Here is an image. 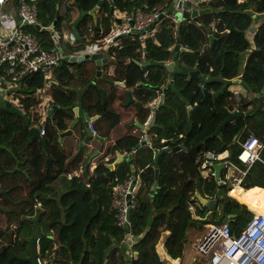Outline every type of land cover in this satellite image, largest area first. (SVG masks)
<instances>
[{
	"label": "trees",
	"instance_id": "1",
	"mask_svg": "<svg viewBox=\"0 0 264 264\" xmlns=\"http://www.w3.org/2000/svg\"><path fill=\"white\" fill-rule=\"evenodd\" d=\"M61 1L63 0H34L30 4L38 5L39 22L48 26L55 21L56 7ZM74 1L81 10L91 11L100 0ZM235 1L237 0H214L215 11L207 14L210 17L208 21L202 16L201 24L190 19L178 26L172 20H163L162 31L157 35L158 43L147 40L146 45L150 51L147 50L149 54L146 56L153 63L166 60L171 55L170 47L177 42L179 37L181 45L186 49L182 56H185L186 60L189 58L187 62L189 66L197 64L200 76H202L199 80L203 83L207 82L206 87L213 90L215 94L210 97L211 100H204L198 83L187 81V73L183 70L178 72L175 76L176 90L184 99L197 104L186 116L188 124L183 132V138L168 140L164 143L157 142L158 145H155V148L161 149L158 157L160 171L157 181L155 148L138 147L137 149L135 164L137 171L141 173V183L136 194V205L130 211V220L132 233L138 239L134 250L139 252V257L138 259L133 258L132 264H166L157 252V244L165 231H170L169 253L174 258H183L187 241L186 232L191 224L200 223L203 226L209 223L208 221L222 224L226 222L227 215L233 214L234 216L228 219L227 223L232 234L238 235L254 216V213L240 202L247 204L256 212L259 209L264 211V183L259 182L256 176L252 178L249 173L240 186L227 187L229 194L239 201L241 195L239 202L229 196L218 185L215 178L206 179L201 175V162L198 160L202 150L220 153L232 149L229 159L237 162L241 141H244L250 134L258 137L264 136V96H260L258 101L255 98L243 96L238 103V108L244 115L235 117L224 126L221 136L214 135L217 127L227 118L228 111L236 105L234 104V92L229 90L225 84L228 80L241 75V55L249 48L243 32L251 22L250 15L246 16L247 13L244 11L246 5H235ZM255 2L259 10L264 11V0ZM144 3L149 5L148 8L141 6L145 11H152L155 6L165 3L171 6V0H143L142 4ZM114 5L117 9L127 10V12H131L133 8L132 0H114ZM107 7L109 12L105 20L111 17L109 5ZM69 17V14L66 17H59L57 31H64L66 26L64 20H69ZM214 20L217 21L216 31L213 32L215 40L210 43L209 26ZM28 29L37 36L45 48L53 47L54 42L46 37L47 33L39 31L36 26ZM110 32L109 27L97 35L96 39L103 38ZM140 34L127 36L119 50L124 58L138 59V54L134 51L140 49ZM256 43L257 49L249 56L241 76L249 87H252V84L264 74V25L257 35ZM135 65L137 66L136 63ZM57 67L60 68L61 83L66 84L71 72L69 68L66 70L67 63H61ZM150 68L154 72L155 68L161 69L162 66L153 64ZM143 73L140 72V75L134 77L133 85L139 80L144 81ZM149 76L151 84L162 83L165 78L161 74L156 76L155 80H153L152 73ZM204 77H207L206 81ZM45 83L43 73H30L20 82V91L33 94L43 88ZM169 90L173 91L171 88ZM219 91L223 93L217 95ZM61 92L63 99L58 100L55 94V103L61 107L69 105L72 97L67 91L61 90ZM251 92L256 93V90L251 89ZM175 93L172 92V94ZM38 102L33 98H24L22 100L23 110L31 115L32 107ZM172 104L173 102H168L166 106ZM176 107L179 112H182L185 107L184 101L178 103ZM61 110L59 108L57 113L55 112L54 121L60 128H66L67 123H64L62 118L61 121L59 120L58 115ZM169 116L173 118L176 115L169 114ZM5 118L12 117L6 113ZM8 122L9 125L3 123L0 126V143L5 149H7L3 144L6 141L5 135L11 130L17 132L19 120L14 119ZM32 123L41 125V116L34 115ZM167 124L159 116L155 125L150 127L151 132L161 137L167 131L175 129L174 125ZM140 139L141 136L128 139L129 149L137 148ZM180 145H184L185 149L173 151ZM36 153L35 151L21 155L30 161L26 167L22 168L24 171L20 170L28 176L25 177L27 186L21 185L20 188L29 187L30 193L24 200L18 201L20 205L23 203L20 208L9 210L26 209L27 217L9 215L7 226L6 220L0 217V234L2 235L4 231L8 232L6 239L0 241V264H30L23 258L30 255V242L36 238L34 220L38 217L43 233L40 239V257L45 262L44 264H126L128 246L124 241L127 231L117 222L116 209L113 206V192L119 182L133 175L131 164L128 161L122 162L117 170H111L107 166L105 155L99 159L94 171H83L78 175H71L65 164V155H61L64 165L59 163L58 167L49 170L46 160L43 162L42 159H37ZM42 162L44 172L38 174V171L42 169ZM19 169L18 165L13 168L12 175H16L11 179L14 182L20 178L18 175L20 172L17 173ZM9 171L7 167L2 168L0 178L2 179ZM57 179L62 182L63 190L54 186L60 182ZM9 185L11 193L17 192L18 186L12 182L7 186ZM196 193L217 203L221 212L213 211L209 220L203 219L209 209L201 204ZM8 197L12 200V196ZM191 206H195V209L192 210ZM13 221H17L19 225L8 231ZM182 261L183 264L186 261L191 264L190 259L186 260L185 257Z\"/></svg>",
	"mask_w": 264,
	"mask_h": 264
},
{
	"label": "crops",
	"instance_id": "2",
	"mask_svg": "<svg viewBox=\"0 0 264 264\" xmlns=\"http://www.w3.org/2000/svg\"><path fill=\"white\" fill-rule=\"evenodd\" d=\"M33 1L34 0H6L5 4L1 6V10H3L5 13L13 15L14 18L18 19L20 4L23 2L33 3ZM110 1L111 0H103L99 10H97L95 13H91L92 10H81L77 4H75L74 0H63L57 4L56 18L55 21H53L50 25L45 26L42 22H39L38 19L41 28L51 27V29L55 32V36H58L59 43L54 39L51 31L42 30L41 28L37 27L36 28L41 32L47 33L46 37L53 40L54 45L52 48L61 49L66 55L74 54L77 56H82L88 53L86 47L87 44L90 43L89 41L101 45L105 37L96 39L97 35L109 27L112 31L119 24L126 23L125 18L128 16V14H130V12H127V10L117 9L114 5V0H112V2ZM142 1L143 0H132V6H137L138 8L140 7L142 10L144 9L141 6L148 8L149 5L147 3L142 4ZM213 1L214 0H191V10H203V13L199 14L198 16V22L194 21L193 19L192 20L197 24H201L200 18L203 16L204 19L208 21L210 17L207 14H212L215 11ZM255 1L256 0L235 1V5H246L244 11L248 14H246V16L250 15L249 17L251 22L243 32L245 39L249 43V48L244 52V54L241 55V75L231 80H237L238 82L229 86L227 85V82L225 84V86L235 94L234 104L236 105L233 109L228 111V114L229 112H242L238 108V103H240L243 96L255 98L256 101H258L260 96H264V92H262V89L264 88V74L261 75L259 80L252 84V87H249L241 77L245 70L249 56L257 49L256 38L261 27L264 25V11L259 10V7ZM108 5L110 7L111 17H109V20H105V17L108 16L107 12H109L107 7ZM176 7L177 3L175 0H171L170 7L169 3H165L164 5L161 4L159 6H155L154 10L169 9L176 13ZM83 11L87 13L83 14ZM67 14H69L70 17L69 20H64L66 23L64 31H57L59 17H66ZM183 21L185 20L174 22L180 26ZM216 26V20L210 23V31L208 34L210 43L214 42L215 40L213 32L216 31ZM162 28L161 21L148 30L149 34L147 38H142L140 34V49H136L134 51L135 54H138V59H135L134 57L124 58L123 53L119 52L127 39V36H123L118 40L117 45L112 47L113 49L109 51L99 49L92 52L93 54H103L101 61V74L97 72L98 65L94 60H77L71 63L62 62V64L67 63L66 70L69 68L71 71L69 78H67V83H61V78L59 77L60 68L56 67L47 78L45 77V86L38 89L33 94L26 91H20L21 84L14 85L7 76L6 66L0 63V96L3 94H10L8 99L12 101L15 107L21 110V115L11 111H4L2 115L3 119L0 124V126L3 123L5 125H9L8 121H13L14 119L19 120V124L16 128L17 132L11 130L9 133H7V135H5L4 139H6V141L3 144H5L4 147H7V149L3 148L0 143V171L5 167L10 170L2 179L0 178V192H7L5 194H0V217H3L6 220V226L7 216L9 215L27 217L25 214L26 209L9 211L10 208H20L23 203L20 205L18 201L21 199L24 200V198L27 197V194L30 193L29 187H25L24 189L20 188L21 185L27 186L25 177H28L25 175V172H20V170L23 167H26L30 161L29 159L22 157V154L34 153L36 151V155H38L37 159H42L43 162L46 160L47 169L49 170L53 169V167H58L59 163L64 165L61 155H65V164H67L66 167L68 169V173L71 175H78L83 171H94L97 168L99 159L106 155L105 161L107 166L110 164L113 165L112 168L108 166L109 169L115 171L119 168L122 162L128 161L131 164L133 175L139 176L141 180V173L137 171V166L135 164L138 147L155 148V145H158L157 142L164 143L168 140L171 141L184 137L183 132L185 129H187L188 124V118L186 119V116H188V114L194 109V106L197 103L192 104L191 101L184 99V97L178 93L176 90L175 79L177 73L183 70L187 73V81L197 82L198 87L201 88L200 92L202 96H204V100H211L210 97L214 95L215 92L213 90H209L206 87L207 82L203 83L201 80H199V78L201 79L202 76H200V71L197 67V64L189 66L187 63L189 62V58L186 60L185 56H182V53L186 49L181 45L180 40L178 41L179 37L177 38V42L170 47L169 50H171V55L166 60L152 63L149 59H147L146 55L149 54L150 51L146 45L147 40H152L158 43L157 35L162 31ZM74 30L77 32L79 38L76 37ZM4 33L5 30L0 25V37L3 36ZM178 44L180 45V49L175 52V48ZM147 50L149 51L147 52ZM103 59H105L106 62H103ZM134 62L137 64V66ZM160 62L163 64H160ZM153 64L161 65L162 68H155L154 72H152L150 66ZM82 72H84V74H81ZM140 72H144L142 77L144 81L139 80L133 85L132 82L134 77L140 75ZM151 73L153 74V80L157 79L156 76L161 74L163 78L165 77L163 82H155V84H151V79L149 78ZM207 75L210 74L207 73ZM205 79L207 80V77H204V80ZM241 81L248 88H246V86L242 84ZM170 88L173 91L169 90ZM251 89H255L256 93L251 92ZM61 90L67 91L72 97L70 104L63 107L57 105L54 99L55 94L58 97V100L63 99ZM172 92L176 93L172 94ZM222 93L223 91H219L217 95ZM162 97H164V102L162 106L156 109L155 120L150 127L155 125L157 117L160 116L162 121L167 122V125H174L175 129L173 131H167L161 137L159 136V138L156 133L153 131L151 132V128H146L148 130L145 131L141 126H143L144 121L151 113L150 103L152 100H158L159 104ZM24 98H33L39 101L38 104L32 107L31 115H28L23 110L22 100ZM181 101H184L185 107L183 108L182 112H179V109L176 107V105ZM168 102H173V104L167 107L166 105ZM59 108L62 109L58 115L59 120L61 121L62 118L63 122L67 123L66 128H60L58 123L54 121V114L56 116V111L59 110ZM6 113L10 114L12 118H5ZM24 114L27 116L26 118L24 117ZM169 114H175L176 116L171 118ZM34 115L41 116V125H35L32 123ZM88 116L96 126L97 133L94 135L102 138V140L94 138V136H90V141L88 144L85 142L82 149L80 150L81 142L85 141L86 137H89L87 131L88 126L85 124ZM234 118H232V120H234ZM42 126H45L47 131L44 135L40 134L44 139V142L40 141L37 137L33 138V133L31 132V127L42 128ZM223 127L221 128L219 134L216 133V129L214 135L221 136ZM67 131H71V133H66ZM138 136H141V138L143 137V141L140 142L137 148L129 149L128 139H134V137ZM182 146L184 145L175 147L173 151L185 149V147L182 148ZM96 150H99V153L92 158L89 168L86 170L85 166L87 165L90 156ZM160 150L161 149L159 148H155L156 170L159 169L158 157L161 153ZM204 151L206 150H202L198 156L199 162L202 160ZM224 152L230 155L232 149H227ZM120 155L123 157V161H119ZM71 161L73 162L71 163ZM117 161L118 163L116 164ZM43 162L41 163L42 169L41 171H38V174L44 172ZM17 165L20 168L17 172H20V174H18L20 178L14 182L11 178L16 174L12 175V172L14 173L13 168H15ZM158 176L156 173V181L158 180ZM57 181H60V179H57ZM11 182L15 186H18L17 192H10L11 186L9 185L8 187L7 185L9 183L11 184ZM54 186L57 187V189L63 190V184L61 181L57 182ZM139 186L140 181L138 188ZM9 195L12 196V200L8 199ZM191 208L194 210L195 206H191ZM208 211L211 212L210 210ZM209 223L215 222L209 221ZM209 223H205L203 226L200 223H193L187 229V241L185 243L183 258L185 257L186 260L190 259L191 264L208 263L207 259L197 252L194 246L195 243L205 235L207 231V225ZM18 225L19 224L17 221L11 222L8 231L17 227ZM7 233L8 232L4 231L2 235L0 234V241L6 239ZM169 237L170 231L163 232L160 241L157 244V252L160 258L166 264H183L182 257L174 258L169 253ZM124 242L127 246L130 245V248L127 247L126 250L127 258L125 263L128 264L127 260H131L129 264H132L133 258L138 259L139 257V252L134 250V245L136 242L131 239H129V244L126 240Z\"/></svg>",
	"mask_w": 264,
	"mask_h": 264
},
{
	"label": "built area",
	"instance_id": "3",
	"mask_svg": "<svg viewBox=\"0 0 264 264\" xmlns=\"http://www.w3.org/2000/svg\"><path fill=\"white\" fill-rule=\"evenodd\" d=\"M5 2L6 0H0L1 5ZM182 2L184 9L191 10V0ZM133 8L125 18L126 23L119 24L113 29L103 39L101 45L89 41L86 47L88 53L99 49L109 51L117 45L120 38L135 33H141V37L145 39L148 37V30L165 19L178 21L176 14L169 9L145 11L137 6ZM37 22L38 8L35 4L21 3L18 19L0 11V24L5 30L4 35L0 37V63L7 65V74L15 85L30 73L42 72L48 76L65 57L61 49L43 47L37 37L27 30V26L35 25ZM157 104L156 99L150 103L151 113L143 124L144 130L150 127ZM89 126L96 134L97 130L92 120H89ZM41 132L45 134V128ZM143 139L142 137L140 142ZM240 147L237 162L228 159V153L204 151L201 162L202 176L216 178L218 185L224 189H227L228 185L235 187L248 173L255 175L259 182L264 183V137L250 134L241 141ZM221 163L225 165L217 178L215 167ZM227 167H230L231 172L228 178L224 179L221 173ZM139 181V176L132 175L119 182L113 192L117 222L127 230L128 238L135 242L137 238L131 230L130 211L136 205ZM245 205L249 208L247 204ZM252 211L254 216L238 235L232 234L227 222L208 224L205 235L195 244V249L206 257L209 264H264V212ZM39 241L38 239L37 250L40 254ZM38 262L45 263L41 257H38Z\"/></svg>",
	"mask_w": 264,
	"mask_h": 264
},
{
	"label": "water",
	"instance_id": "4",
	"mask_svg": "<svg viewBox=\"0 0 264 264\" xmlns=\"http://www.w3.org/2000/svg\"><path fill=\"white\" fill-rule=\"evenodd\" d=\"M102 2L103 0H100L99 3L97 4V6L91 11V13H95L97 10H99L100 6L102 5ZM112 2V0L110 1ZM175 2L177 3V7H176V17H177V20H188V19H193L194 21H199V14L203 13V10H197V9H192L191 11L187 10V9H184L183 7V2L182 0H175ZM83 14H86L87 12H82ZM37 28H41V25L40 24H37L36 25ZM42 30H46V31H51L52 35L54 36V39L56 41H58L59 43V38L58 36L56 35L55 36V32L51 29V27H47V28H41ZM74 33L76 35L77 38L78 37V34L77 32L74 30ZM180 39L178 38V41ZM59 46V44H58ZM180 49V45L178 44L175 48V52L178 51ZM182 50H185V49H182ZM102 58H103V54L102 53H94V54H85L84 56H77V55H73L69 58L68 62L71 63L73 61H84V60H94L96 61L97 65H98V73L101 74V61H102ZM103 62H106L105 59H103ZM160 64H163L162 62H160ZM238 82L237 80H234V81H231V80H228L227 81V85H231L233 83H236ZM242 84H244L242 81H241ZM245 85V84H244ZM246 86V85H245ZM246 88H248L246 86ZM262 92H264V88L262 89ZM10 97V94H6V95H1L0 96V124L2 122V115H3V112L4 111H11L13 113H16L18 115H21V110L18 109L17 107H15L12 103V101L10 99H8ZM164 102V97L161 98L157 108H159L160 106H162ZM156 108V109H157ZM156 109H155V112L153 113V117H152V122H151V125L153 124L154 120H155V116H156ZM239 115H243L242 112H229L226 120L218 127L217 129V134L220 133V130L223 126L227 125L231 120L232 118L236 117V116H239ZM24 117L26 118L27 116L24 114ZM89 116H88V119L87 121L85 122L86 126H88V134H89V137H86L85 138V141L81 142L80 144V150L82 149L83 145L85 144H88V142L90 141V136H94V138H97L99 140H102V138H99L98 136H95L91 129L89 128ZM150 125V126H151ZM143 127V126H141ZM31 132L33 133V138L37 137L40 141L44 142V139L41 137L40 135V127H31ZM66 133H71V131H67ZM64 135V134H63ZM182 148H184V146H182ZM176 149H179V148H176ZM99 153V150H96L93 152V154L90 156L89 158V161L87 163V165L85 166V169L87 170L89 168V164L91 163V160L92 158ZM119 161H123V157L120 155L119 156ZM118 163V161L116 162V164ZM110 168L113 167L112 164L108 165ZM224 166V164H218L216 165V170H217V173H219V171L221 170V168ZM156 173H157V176H158V173H159V169L156 170ZM217 178H218V175H217ZM7 192H0V194H5ZM196 196L197 198L200 200V202L204 205H206L210 211H216L218 209V205L217 203L215 202H212L210 200H207L206 198H203L199 193H196ZM1 209V208H0ZM234 215L233 214H229L226 216V220L227 221L228 219L232 218ZM34 224H35V229H36V238L32 239L31 242H30V255L23 258L24 261L30 263V264H39L38 262V252H37V239L38 238H41L43 236L42 234V231H41V228L39 226V217L36 218L34 220ZM128 261V264L131 262V260H127ZM168 264H171V263H168Z\"/></svg>",
	"mask_w": 264,
	"mask_h": 264
},
{
	"label": "clouds",
	"instance_id": "5",
	"mask_svg": "<svg viewBox=\"0 0 264 264\" xmlns=\"http://www.w3.org/2000/svg\"><path fill=\"white\" fill-rule=\"evenodd\" d=\"M4 4H5V3H4ZM29 4H30V3H29ZM2 5H3V4H2ZM2 5L0 4V11L3 12V13H5L3 10H1V6H2ZM37 8H38V7H37ZM132 9H133V8H132ZM131 12H132V11H131ZM131 12H130V13H131ZM174 13H175V12H174ZM175 14H176V13H175ZM176 18H177V17H176ZM165 20H169V19H165ZM181 20H182V19H181ZM181 20H178V22H180ZM172 21H173V20H172ZM37 24H39V22H37L35 25H32V26H36ZM157 24H158V23H157ZM0 25H1V24H0ZM32 26H27V30H28V27H32ZM1 27H2V26H1ZM2 28H3V27H2ZM28 31H29V30H28ZM31 33H32V32H31ZM106 36H107V35H106ZM106 36H105V37H106ZM141 36H142V34H141ZM37 39H38V38H37ZM38 40H39V39H38ZM39 41H40V40H39ZM41 44H42V43H41ZM43 47H44V46H43ZM51 49H52V48H51ZM62 52H63V50H62ZM63 54H64V52H63ZM87 54H93V53H87ZM73 55H74V54H68V55L64 54L65 57L62 59V61L60 62V64H61L62 62H68L69 58H70L71 56H73ZM81 55H82V54H81ZM84 55H85V54H84ZM84 55H82V56H84ZM67 57H68V58H67ZM68 63H69V62H68ZM2 64H4V65L6 66V72H7V65H6L5 63H2ZM60 64H59V65H60ZM59 65H57V66H59ZM57 66H56V67H57ZM56 67H55V68H56ZM55 68H54V69H55ZM54 69H53V70H54ZM53 70H52V71H53ZM52 71H51V72H52ZM37 73H42V72H37ZM43 74H44V73H43ZM50 74H51V73H50ZM50 74H48V75H50ZM44 75H45L46 78L48 77L46 74H44ZM7 76H8V74H7ZM8 77H9V76H8ZM9 78H10V77H9ZM10 81H11V80H10ZM21 81H22V80H21ZM19 84H20V83H19ZM14 85H15V84H14ZM157 106H158V105H157ZM89 120H91V119H89ZM93 123H94V122H93ZM95 127H96V126H95ZM43 128H45V134H46L47 131H46V127H45V126H42V128H40V134H42L41 131H42ZM89 128H90V126H89ZM148 128H150V127H148ZM90 129H91V128H90ZM143 129H144V126H143ZM147 130H148V129L145 128V131H147ZM91 131H92V130H91ZM92 133H93V131H92ZM93 134H95V133H93ZM43 135H44V134H43ZM143 143H145V142H143ZM223 152H224V151H223ZM223 152H220V153H223ZM217 153H218V152H217ZM228 159H229V158H228ZM200 162H202V160H200ZM221 164H224V163H221ZM217 165H218V164H217ZM224 165H225V164H224ZM223 167H224V166H223ZM223 167H222V168H223ZM215 168H216V167H215ZM222 168H221V169H222ZM200 170H201V165H200ZM216 171H217V170H216ZM220 171H221V170H220ZM220 171H219V173H220ZM219 173H217L218 178H219ZM201 175H202V174H201ZM217 175H216V177H217ZM139 178H140V177H139ZM212 178H213V177H212ZM206 179H209V178H206ZM215 180H216V178H215ZM140 183H141V180H140ZM139 187H140V186H139ZM138 189H139V188H138ZM222 189H223V190H224L229 196L233 197L232 195H230V194L228 193V191H227L226 189H224V188H222ZM233 198H235V197H233ZM235 199L238 200L237 198H235ZM238 201H239V200H238ZM239 202H240V201H239ZM240 204L245 205L244 203H241V202H240ZM245 206H246V205H245ZM246 207H247V206H246ZM247 208H248V207H247ZM248 209H249V208H248ZM217 210H218V209H217ZM249 210H250V209H249ZM251 211H252V210H251ZM211 212H212V211H211ZM252 212H253V211H252ZM253 213H254V212H253ZM226 222H227V221H226ZM209 224H210V223H209ZM126 231H127V230H126ZM126 235H127V232H126ZM135 236H136V235H135ZM136 238H137V237H136ZM38 239L40 240L41 238H38ZM38 239H37V244H38ZM137 241H138V239L136 240V243H137ZM198 241H199V240H198ZM198 241H197V242H198ZM197 242H196V243H197ZM196 243H195V244H196ZM39 244H40V241H39ZM37 252H38V250H37ZM197 252H198V251H197ZM38 257H40V254H39V253H38ZM205 258H206V257H205ZM207 261H208V260H207Z\"/></svg>",
	"mask_w": 264,
	"mask_h": 264
},
{
	"label": "bare ground",
	"instance_id": "6",
	"mask_svg": "<svg viewBox=\"0 0 264 264\" xmlns=\"http://www.w3.org/2000/svg\"><path fill=\"white\" fill-rule=\"evenodd\" d=\"M230 172H231L230 167H227V168H225V169L222 171L221 176H222L224 179H226V178H228ZM248 174H249V173H248ZM248 174H247V175H246V176L240 181V183L237 184L235 187L240 186V185L244 182V180L247 178ZM227 187H231V186L228 185ZM240 201H241V195H240ZM241 203H242V202H241ZM244 204H245V203H244ZM261 212H264V211H261Z\"/></svg>",
	"mask_w": 264,
	"mask_h": 264
},
{
	"label": "rangeland",
	"instance_id": "7",
	"mask_svg": "<svg viewBox=\"0 0 264 264\" xmlns=\"http://www.w3.org/2000/svg\"><path fill=\"white\" fill-rule=\"evenodd\" d=\"M254 176H255V175L250 174V177L253 178ZM261 211H263V209H261V210L259 209L257 212H261ZM220 212H221L220 210L217 211V213H220ZM255 212H256V211H255ZM211 213H212V212L207 211V214H206L205 217H203V219H205V220H209V219H210L209 216L211 215ZM208 222H209V221H208ZM202 233H203V232H202ZM204 233H205V232H204ZM126 236H127V237H126L125 240H126L127 243L129 244V239H130V238L128 239V235H126ZM128 248H130V245H128ZM188 263H189L188 261L185 262V264H188ZM207 264H208V263H207Z\"/></svg>",
	"mask_w": 264,
	"mask_h": 264
}]
</instances>
